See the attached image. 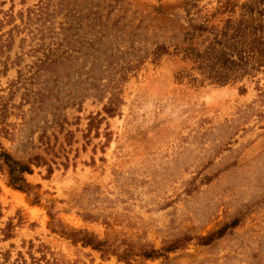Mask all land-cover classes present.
Listing matches in <instances>:
<instances>
[{"label": "rangeland", "instance_id": "obj_1", "mask_svg": "<svg viewBox=\"0 0 264 264\" xmlns=\"http://www.w3.org/2000/svg\"><path fill=\"white\" fill-rule=\"evenodd\" d=\"M68 22L75 59L53 66L55 82L37 73L40 42L50 30L59 42ZM94 33L112 50L82 47ZM161 43L168 53L151 62ZM114 47L124 60L146 56L122 84L119 113L106 116L93 96L55 110L86 71L121 61L92 65ZM42 79L53 91L30 110L22 92ZM0 101L3 147L52 167L25 174L39 185L30 193L0 169L5 264H125L73 243L59 222L122 247L192 237L167 258L136 255L132 264H264V0H0ZM56 112L66 117L61 131L49 126ZM97 113L103 119L91 122ZM236 216L237 226L197 244Z\"/></svg>", "mask_w": 264, "mask_h": 264}, {"label": "trees", "instance_id": "obj_2", "mask_svg": "<svg viewBox=\"0 0 264 264\" xmlns=\"http://www.w3.org/2000/svg\"><path fill=\"white\" fill-rule=\"evenodd\" d=\"M42 6H39V9ZM34 12V11H33ZM96 13V12H94ZM72 22H68L67 27H63V38L59 39L60 41L54 42L55 33L50 30L51 35L49 36L50 42L45 45V38H41V51L40 57L38 58L37 73H40L44 78H53L55 82H59V79L55 75V69H53L54 65L58 64L59 66H64L66 62H71L75 58L70 57L69 50H72L71 41L68 38L72 35L68 30L70 29ZM94 32H100L99 30ZM103 35H101L102 37ZM99 37H96V34H92V36L85 41L87 45L82 44L84 48H92L97 52H103L107 49L112 50V48H108L103 43L102 46L96 44L99 41ZM84 41H81L83 43ZM168 53V47L164 44H156L154 48L150 51L148 55H150L151 62H157L161 56ZM122 54H126V51H122L118 49V47H114V51L109 53L108 56H104L101 59L95 58L92 62V65L99 63L102 59L107 61V65L110 66L112 62L109 60L114 55L120 56V62L116 61L114 64V68H104L100 70L91 69V71H86L85 77L83 81L77 85L81 89L75 88L72 86L66 93L67 97L65 98L62 104H57L53 108L55 110H63L69 106H77L79 108L83 99L87 98V96L96 97L99 102L102 104L101 110L102 112L108 116L112 117L119 113L120 106L122 105V84L127 80L132 72H135L140 65L143 63L146 56H138L137 58L124 60L121 58ZM147 55V56H148ZM96 61V62H95ZM95 62V63H94ZM51 66V67H50ZM22 85V74L19 75V78L13 82V90H10L11 93L18 90ZM24 85V81H23ZM52 89L46 85V80L42 79L39 82V87L36 90L31 88H24L22 92V101L30 103V110L34 107V103H41L47 98L51 93ZM58 91V90H57ZM74 91V92H73ZM3 102L0 101V123H2L1 117H4L5 110L3 108ZM5 104V103H4ZM100 113H97L94 116H89L91 122L102 120L103 117H99ZM99 117V118H98ZM66 122V117L61 113H53L50 127L57 126L58 131H61L64 128V123ZM68 133V132H67ZM45 165L47 174L49 175L52 172V167L48 162L38 154L31 155L25 161H21L15 157H13L0 143V169H5L7 174V182L8 184L16 190L23 191L26 193H30L34 187H38L39 185L32 186L26 179L25 174H31L33 172L32 166L39 167ZM65 165V164H64ZM209 179L208 177L206 178ZM33 200L37 202L39 200L38 196H34ZM51 218L53 216L50 214ZM239 216L232 218L229 222L223 224L222 226L216 228L215 230L205 234L197 236V244L207 245L214 241L215 239L223 236L225 232L237 226L239 224ZM59 222V221H58ZM57 222V223H58ZM54 225L59 226V232L66 235L67 238L71 239L73 243L80 242L83 246H89L93 250L98 251L101 256H106L109 254H114L118 261H123L125 264H132L134 260V256H140L143 259H153L158 257L167 258V254L171 251H174L179 248L185 247L186 243L192 239L188 234H183L178 236L168 242H164L161 247L155 248L148 244H143L139 248H131L129 246H121L116 242H110L106 239H100L95 234L87 231V230H68L63 227V225L59 222L58 224L54 223ZM12 225L10 222L1 229L3 237L5 239L12 236L11 232ZM6 254L3 256V261H1L0 254V264H5Z\"/></svg>", "mask_w": 264, "mask_h": 264}]
</instances>
